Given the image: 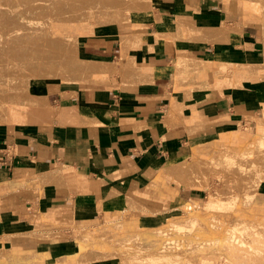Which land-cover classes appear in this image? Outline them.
Returning <instances> with one entry per match:
<instances>
[{"label":"crops","instance_id":"obj_1","mask_svg":"<svg viewBox=\"0 0 264 264\" xmlns=\"http://www.w3.org/2000/svg\"><path fill=\"white\" fill-rule=\"evenodd\" d=\"M151 4L154 11L141 13L135 22L155 30L142 38L137 51L124 47L136 44L134 32L126 30L133 29V21L87 35L80 40L81 54L100 66L93 67L87 80L31 82L20 106L8 107L11 120L0 122V227L8 230L7 247L14 253L43 255L40 264H109L80 262L81 241L74 230L47 237L28 234L48 212L60 224L88 230L108 218L121 219L129 231L163 225L176 211L199 212L211 235L223 236L210 227L211 211H202L204 192L177 186L163 167L185 156L192 140L217 139L253 122L250 116H262L264 71H250L264 69V21L242 0ZM153 32L160 34L155 38ZM187 32L197 40L186 38ZM126 34L130 36L123 42ZM116 59L127 78L145 80L125 81L120 72L93 77L116 68L104 69ZM179 59L205 69L201 75L206 81L201 77L193 83L204 89H176V76L183 82ZM222 62L230 65V79L215 75ZM172 109H182L194 122L189 127L163 125ZM253 134L264 136V128L257 123ZM130 201L137 206L129 207ZM256 201L264 211V188ZM254 216L264 221L260 212L248 213L247 220ZM253 232L247 226L240 234L247 245L234 249V264H264V237Z\"/></svg>","mask_w":264,"mask_h":264},{"label":"rangeland","instance_id":"obj_2","mask_svg":"<svg viewBox=\"0 0 264 264\" xmlns=\"http://www.w3.org/2000/svg\"><path fill=\"white\" fill-rule=\"evenodd\" d=\"M147 3L151 0H146ZM243 4L245 6V9H248L250 11L255 10L259 16L262 17L264 21V0H242ZM77 3V4H76ZM146 3V5H147ZM31 5L34 9L31 11H37L41 10V12L45 15L49 12H54L57 8L63 10V11H73L81 14V15H88L89 19L92 20V22L96 23L97 25H103L101 27H95L94 29L92 27H89V30L83 34L80 33L79 40H73L68 38H63L61 34H58L56 30H52L53 39L56 41L57 44L61 43V40H65L66 47L71 48L73 45L74 47H78L76 51L78 52V57H82L81 49H80V43L81 39L85 38L87 35L94 34L98 31H103L107 29L108 27H111V25L116 24H122L130 25L129 21H133V29L128 28L126 29L129 32H134V36L136 37V44L132 45H125L124 47L127 48L128 51H137L142 46V38L145 36H150L147 33L152 29L148 27L147 25H140L139 23L135 22L137 18L140 17L141 13H150L154 11V7L150 3L146 8L139 9L136 8V6L132 5V3L128 0H0V12L2 11H16L22 6H28ZM148 7V8H147ZM14 15V13H13ZM13 15L9 14L7 15L6 19L1 20L0 22V122H8L11 120L10 115L7 117V109L10 105H14L16 107L20 106L19 101H22L23 98H25L30 92H29V84L34 81H48L59 85H71L76 82L87 80L91 72L93 71V67H100V66H93L90 67L89 65H86L80 61L72 60L74 65L78 66H84L89 67V73L83 76H79L77 78H74L72 80H62L59 78H29L28 75L26 77H21L22 73L24 71V60H20V57L22 55L21 48L23 47L24 50L32 47L33 41L30 40L29 42L26 41L27 32L30 31V35H33L36 33L32 28H28V26H25L24 24L27 22L29 25H32V23H35L33 21V16L29 15L26 19H18L14 20L15 18ZM45 17V16H44ZM14 18V19H13ZM159 19V18H158ZM227 28L231 26H225ZM80 30V28H77ZM109 29V28H108ZM124 29V28H123ZM145 34H144V33ZM64 36L67 35V32L64 31ZM130 33V35H132ZM186 33V32H185ZM160 32H153V36L156 38V36H159ZM188 36L186 38L190 40H197L196 36H192L190 33H188ZM125 37V39L129 36ZM61 36L63 39L58 38ZM163 38H166V35H162ZM208 41H212L211 39H207ZM71 41V42H70ZM73 43V44H70ZM79 43V44H78ZM75 45V46H74ZM79 45V46H78ZM37 46L39 48H44L41 41L37 43ZM9 48H12L11 50ZM71 48V49H72ZM70 49V50H71ZM72 49V50H73ZM75 49L73 50L75 52ZM79 49V50H78ZM130 49V50H129ZM69 50V49H68ZM72 52V51H71ZM260 56L259 58L262 59V51L260 50ZM74 54V56H77L76 52L71 53ZM62 57L66 54H60ZM68 58L69 53H68ZM71 56V55H70ZM65 57V56H64ZM260 61V60H259ZM108 65L104 66V69L111 70V65L113 67H116L112 69V71L109 72H102L101 74H95L93 77L98 76H105L108 74H112L115 72H120L123 76V80L129 81V80H145L141 78H127L124 75V72L118 67L119 62L118 59H116L114 62L108 60ZM229 63H221V70L219 73H214L216 76H226L228 79L230 77L226 75L229 67ZM246 66H244L245 68ZM264 67V66H263ZM101 69V68H100ZM264 69L259 70H251L250 73L255 72H263ZM245 72V70H244ZM222 74V75H221ZM17 76V77H15ZM202 77L201 79L203 81H206V77ZM200 77L198 79H200ZM20 78V79H19ZM92 78V77H91ZM17 79L19 82H17ZM181 81L179 82L177 80L176 76V89L177 90H200L204 89L202 87H199L191 82L190 79L191 76H183ZM258 80V79H257ZM8 81V82H7ZM206 87H208V84L206 82ZM175 109H180V104L175 105ZM180 112V113H179ZM177 114H175L172 123H170V126H174L176 124H185L189 127L190 124H192L194 121H189L187 117L184 115L183 110H179ZM264 116V108L262 110V116L256 117V116H250L251 119L254 121L251 123H248L246 125H240L239 129L237 130L240 134L246 135L248 133L253 134L256 131L257 123L261 124L262 121H259V118ZM249 118V119H250ZM246 126V127H245ZM249 127V128H248ZM213 138V137H212ZM211 138V139H212ZM224 138V135H221L217 139H213L215 142H217L216 147V154H217V160L212 167L211 173L209 172L208 180H204L205 182H199L196 185H190L187 187L193 188V189H200L204 192V197L201 199V206L205 205L206 200H208V197L212 192H214L215 197L218 198V205L216 208L212 207L210 209L211 214L209 215V224L212 229H215L216 231H220L221 233L225 234V238L222 239V237H218L219 241L217 244L213 247H210L207 251H190L189 253H185V251H179L182 248L188 249V246L190 245L188 241L189 238L197 237L195 234H197L200 230L197 227L192 228L191 230H179L181 237L186 239V241L183 242V245L178 248V245L170 241L167 244V248L164 249L162 252H159V242L155 241L152 244L148 243L146 241H140L137 239V237H134V233L129 230H123L118 231L116 228L112 227L107 230H100L99 229H93L90 230L92 236L91 238V245L92 248L98 249L100 253L95 255L91 258H89V262L94 261H104L108 262L109 264H141L140 261H143L144 264H172L175 263V256H179L181 254H188L191 256L190 258H195V255L197 253V257L203 256H212L213 258H219L221 255H224L225 253L222 252V250L226 247L235 249L238 246L245 245L241 244L240 241L237 240V238L232 237L229 235L228 231H226L225 228L227 227V224L230 223H236L235 217L236 215H246V214H252V213H262L264 215V211H259L255 205V201L257 200V195L254 199L250 200L251 198H248L246 191L249 190V185L245 182L243 183L237 178V175H234L229 170L230 161L228 160L227 152L231 151L232 147L229 145H222L220 146L219 139ZM208 139V138H207ZM223 141V140H221ZM210 142V139L208 140H195L191 141L190 145L187 147V154L179 160H186L188 163L192 162V157L195 154L202 153L205 149L206 143L208 144ZM233 150V149H232ZM254 151H259L260 155H263L264 157V145H261L254 148ZM223 155L222 160L219 161V157ZM230 159L234 160V166L238 167V165L241 163L242 159L235 154ZM235 169V168H234ZM165 175V174H164ZM173 175H171L172 178ZM173 182L179 187H186V183L184 181L178 180L175 176H173ZM44 183V182H43ZM52 183V182H45L44 184ZM43 184V185H44ZM264 188V181L260 184L258 188V192L261 191ZM252 192V190H249ZM258 192L256 194H258ZM257 202V201H256ZM171 216H180L185 215L184 213L180 212H173L171 213ZM106 220V216H105ZM168 222V221H167ZM240 222V221H237ZM226 225V226H224ZM232 227V225H231ZM233 228L235 226L233 225ZM262 228V227H260ZM254 229V235L255 236H261L264 237V229ZM37 229L35 232H29L28 234L38 235V236H55L59 234H70L68 231L74 230L77 231L78 234H81L85 237L88 236L86 239L87 241L84 242V244L89 243V230L82 229V230H75L76 228L72 227L71 225L63 226L61 229H59L58 226H55L53 223H49L46 226H35L34 230ZM42 229V230H41ZM225 229V230H224ZM8 230H1L0 227V246L5 245L7 250L4 252H0V264H19L17 259L13 256L14 252L11 250V248L7 247L8 241L10 239V235L7 232ZM201 232V231H200ZM76 233V232H75ZM243 232L242 234H244ZM161 236V235H160ZM159 236V238H160ZM175 236L172 233H169V239H172ZM79 238V239H80ZM244 238V237H243ZM159 241V240H158ZM89 245V244H88ZM103 248L102 251L99 248ZM105 250H108L105 252ZM167 251V252H166ZM96 252V251H95ZM170 255L171 257L167 260L166 253ZM16 254V253H15ZM14 254V255H15ZM41 256L36 254L35 258H33L34 264H40ZM101 257H104L102 260ZM101 260H100V259ZM88 259H80V262L87 261ZM88 262V261H87Z\"/></svg>","mask_w":264,"mask_h":264},{"label":"bare ground","instance_id":"obj_3","mask_svg":"<svg viewBox=\"0 0 264 264\" xmlns=\"http://www.w3.org/2000/svg\"><path fill=\"white\" fill-rule=\"evenodd\" d=\"M132 3V5L136 6V8L144 9L148 6L151 2L147 3L146 0H128ZM147 3V5H146ZM77 4V3H76ZM146 5V6H145ZM150 6V5H149ZM148 8V7H147ZM34 8L29 4L28 6H22L16 11H2L0 12V21L7 18L8 12L9 14L13 15L14 20L18 19H26L29 15L33 16L32 25H29L27 22L24 24L28 26V28H32L36 33L30 35V31L27 32L26 41H33L32 47L24 50L23 47L20 49L22 55L20 60H24V71L26 73H22L21 77H26L28 75L29 78H59L62 80H72L79 76H83L89 73V67L78 66L74 65L72 60L80 61L90 67L95 66L96 62H89L86 58L78 57V52L76 51V47H74L77 56H74L75 53L73 50V45L71 48L66 47L65 40H61V43L57 44L56 41L53 39L52 30H56L58 34H61L63 38H68V40H79L80 33L82 32L85 34L89 27L93 29L95 27H101L103 25H97L96 23L92 22L89 19V16L81 15L73 11H63L57 8L54 12H49L47 14H43L41 10L31 11ZM45 16V17H44ZM1 23V22H0ZM77 28H80L77 29ZM64 31L67 32V35L64 36ZM61 36L58 38L63 39ZM128 36V34H126ZM128 38V37H127ZM126 38V39H127ZM124 41H126L125 37H123ZM42 43L44 48H39L37 43ZM71 42V41H70ZM73 44V43H70ZM79 44V43H78ZM75 46V45H74ZM79 46V45H78ZM10 50L12 48H9ZM69 49V50H68ZM71 49V50H70ZM79 50V49H78ZM72 51V52H71ZM66 54L63 57L60 54ZM68 53L69 57L68 58ZM71 55V56H70ZM72 59V60H71ZM94 63V64H93ZM103 64V62H100ZM177 71L178 75L180 76H191L192 83H197L198 78L202 76L201 74L205 72L203 67L199 66L198 63L195 61L179 59L177 62ZM17 77V76H15ZM201 78V77H200ZM20 79V78H19ZM245 79V78H244ZM8 82V81H7ZM17 82L18 79H17ZM179 111L176 112L175 109L170 110L166 117L163 120V125L170 126L172 123L174 115L177 114ZM180 113V112H179ZM193 113V112H192ZM188 119H191L192 116L186 114ZM246 127V126H245ZM249 128V127H248ZM259 128H264V120L259 124ZM164 129V128H163ZM196 139L192 140L195 141ZM208 140V139H207ZM223 140V141H221ZM220 146L222 145H229L232 147L231 151L227 152L228 160L230 161L229 170L232 174L237 175V178L245 182L249 185V190L251 189L252 192L249 190L246 191L248 198L250 200L254 199L257 195L258 188L260 184L264 181V157L260 155L259 151H254L255 147L264 145V136L261 135H254V134H246L242 135L238 131L228 133V135H224V138L219 139ZM216 147L217 142L213 139H210L208 144L206 143L205 149L202 153L195 154L192 157V162L188 163L186 160H178L173 158V160L165 167H163V172L167 174L174 175L178 180L184 181L186 186L196 185L199 182H205L204 180H208L209 172L211 173L212 167L217 160L216 154ZM223 147V146H222ZM235 154L236 156L242 159L241 163L238 167L234 166V160L230 159ZM223 155L219 157V161L222 160ZM235 168V169H234ZM218 198L215 197L214 192L210 194L208 200L205 203L204 210H210L212 207L216 208L218 205ZM129 207L134 208L137 206L134 202H128ZM185 215L170 217L168 222L160 225L158 227H145L139 230H132L134 233V237H137L140 241H146L148 243H153L155 241L159 242V252H162L164 249L167 248V244L172 241L173 243L178 245L180 248L183 245V242L186 239L181 237V233L178 232L179 230H191L194 227H197L200 231L195 234L194 238H189L187 242L190 243L188 249L182 248L179 251H185V253H189L190 251H207L210 247H213L219 241L218 237L220 236H212L211 231L206 226V224L201 220L199 212H185ZM236 223H228L226 231H228L229 235L234 238H237L241 244H246L247 239L242 238L240 235L241 233L245 232L247 226H253L256 229H264V221L260 219L258 216L253 217V221L249 222L246 217H244L240 222ZM49 223H53L55 226H58L59 229L65 226L64 224H60L56 222V218L52 213H42L40 219L35 223V226H46ZM232 225V227H231ZM233 225L235 228H233ZM72 227L76 228L75 226L71 225ZM226 226V225H224ZM116 228L118 231H123V222L121 219L116 218H108L106 223L103 226H100V230H107L110 228ZM98 228V229H99ZM87 229L85 227L76 228L75 230H82ZM37 229H33L29 232H35ZM42 230V229H41ZM88 230V229H87ZM93 229L89 228V243L84 244L88 236L80 238L81 234H76L80 238L81 241V251L79 253L80 259H89L95 255V253L99 252L98 249L92 248L91 245V231ZM225 230V229H224ZM169 233L174 234L177 237L169 239ZM24 234V233H23ZM223 234V233H222ZM161 235V236H160ZM160 236V238H159ZM222 239L225 238V234L221 236ZM159 240V241H158ZM170 240V241H169ZM89 244V245H88ZM247 245V244H246ZM237 248V247H236ZM235 248V249H236ZM250 248V247H249ZM100 251L103 250V248ZM7 248L5 245L0 246V252L6 251ZM96 251V252H95ZM234 249L224 248L222 252L224 255H221L219 258H213L212 256H203L197 257V253L195 258H190L188 254H181L178 257L175 256V263L172 264H234ZM167 252V251H166ZM165 252V253H166ZM15 254V253H14ZM13 256L17 259L19 264H34L33 258L35 255H23V254H15ZM100 253H97L99 255ZM167 254V253H166ZM101 255V254H100ZM260 260L262 259L261 252L257 253ZM167 260L171 257L170 255H166ZM4 257H1L2 259ZM102 260L104 257H101ZM100 259V258H99ZM101 260V259H100ZM143 264V261H140ZM145 264V263H144ZM168 264V262L166 263Z\"/></svg>","mask_w":264,"mask_h":264},{"label":"built area","instance_id":"obj_4","mask_svg":"<svg viewBox=\"0 0 264 264\" xmlns=\"http://www.w3.org/2000/svg\"><path fill=\"white\" fill-rule=\"evenodd\" d=\"M2 160H3V162H7L8 161V159L7 158H2Z\"/></svg>","mask_w":264,"mask_h":264}]
</instances>
